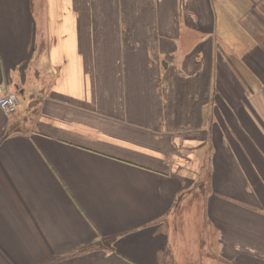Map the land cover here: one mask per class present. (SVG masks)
I'll return each instance as SVG.
<instances>
[{
    "label": "crops",
    "instance_id": "1",
    "mask_svg": "<svg viewBox=\"0 0 264 264\" xmlns=\"http://www.w3.org/2000/svg\"><path fill=\"white\" fill-rule=\"evenodd\" d=\"M0 264H264V0H0Z\"/></svg>",
    "mask_w": 264,
    "mask_h": 264
},
{
    "label": "built area",
    "instance_id": "2",
    "mask_svg": "<svg viewBox=\"0 0 264 264\" xmlns=\"http://www.w3.org/2000/svg\"><path fill=\"white\" fill-rule=\"evenodd\" d=\"M17 105V95L13 92H4L0 87V110L8 116H14Z\"/></svg>",
    "mask_w": 264,
    "mask_h": 264
},
{
    "label": "rangeland",
    "instance_id": "3",
    "mask_svg": "<svg viewBox=\"0 0 264 264\" xmlns=\"http://www.w3.org/2000/svg\"><path fill=\"white\" fill-rule=\"evenodd\" d=\"M229 264V263H228Z\"/></svg>",
    "mask_w": 264,
    "mask_h": 264
}]
</instances>
